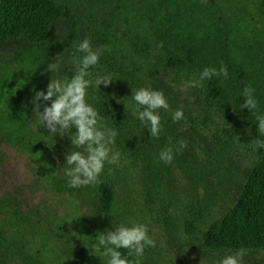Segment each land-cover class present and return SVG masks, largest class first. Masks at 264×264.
I'll return each instance as SVG.
<instances>
[{
    "label": "trees",
    "instance_id": "obj_1",
    "mask_svg": "<svg viewBox=\"0 0 264 264\" xmlns=\"http://www.w3.org/2000/svg\"><path fill=\"white\" fill-rule=\"evenodd\" d=\"M87 5L95 26L90 33L88 28L80 30L77 14L62 1L0 0V45L28 43L0 59V161L9 151L23 157L33 175L32 192L44 194L39 201L21 193L0 194V264H103L99 253L93 255L91 250L98 231H114L113 220L145 225L148 207L143 203L149 188L138 181L135 171L142 162L152 164L153 157L161 162L160 151L172 147L173 161L183 173L187 168L180 164L182 160L192 166L189 179L188 175L182 179L183 189H208L199 184L208 181L199 167L212 169L218 157L229 159L231 146L242 141L251 144L255 161L232 207L210 221L206 206L196 211L191 206L194 217H184V229L189 236L200 231L211 253L240 248L264 251V148L252 143L264 136H259L255 115L240 107L246 99L244 87L251 86L257 111L264 114V0H87ZM59 21L66 23L61 44L71 53V61L85 38L94 49L110 48L89 69L87 79L93 83L88 102L103 117L100 123L117 131L116 150L122 151L120 147L130 142L135 147L133 156L120 158L119 165L105 164L95 186H68L62 167L72 144L67 135L50 134L31 103L33 88L46 92L51 80L52 75L45 72L46 44ZM82 55L75 53V57ZM71 61L61 80L74 75L75 69L69 70ZM222 66L228 68L227 79L205 80L203 87L181 91L185 82L199 79L205 67ZM109 74L112 83L97 88L95 80ZM161 79L185 94L190 105L198 106L190 111H199V118L173 123L171 111L180 109V103L167 94L170 111H159L163 127L157 139L132 114L137 106L131 95L132 88H148ZM117 98L121 102L112 112ZM216 119L228 132L227 139L221 128L213 127ZM185 123L187 130L180 131ZM181 141L188 143L182 154L176 152ZM166 165L170 174L171 167ZM162 222L168 231L172 215L164 214ZM203 224L206 227L201 230ZM119 251L127 256L126 249ZM157 254L152 247L146 248L140 264H164Z\"/></svg>",
    "mask_w": 264,
    "mask_h": 264
},
{
    "label": "clouds",
    "instance_id": "obj_2",
    "mask_svg": "<svg viewBox=\"0 0 264 264\" xmlns=\"http://www.w3.org/2000/svg\"><path fill=\"white\" fill-rule=\"evenodd\" d=\"M110 51L107 46L93 48L90 39L85 38L78 43L74 49V59L71 61L75 69L71 79H52L47 85V91H36L33 88L34 96L31 103L34 105L33 112L38 115L39 123L49 130V133L61 137L67 135L72 148L66 154V163L62 167V173L70 188L95 186L100 183V176L105 164H116L120 162V152L114 148L117 131L104 127L100 122L97 109L88 102V89L92 81L87 79L91 75L89 69L97 66L101 55ZM75 53H82V56L75 57ZM62 64L61 54H57L54 62L48 63L45 72L58 73ZM228 68L222 66L220 69L205 67L199 79H192L184 83L181 91L187 88L203 87L205 80L223 77L228 78ZM113 81L111 75L101 76L95 80V86L100 88L101 84L109 86ZM251 86H245L242 96L246 99L241 103V109H248L255 115L259 136H264V114L257 111L258 101L254 96ZM131 98L137 107L132 114L149 130L150 136L159 138L162 131L161 109L170 111V105L163 91L141 87L132 88ZM44 101L45 103H41ZM50 102V103H47ZM121 102V101H118ZM126 110H127V105ZM41 109H43L41 111ZM173 123L185 120L183 109L171 111ZM187 124L180 129L186 131ZM252 143L256 148H264V140L253 139ZM188 148L186 141H181L176 147V152L183 153ZM174 152L172 147H165L159 153V161L165 164H172ZM111 171V169H109ZM115 230L105 229L98 231L96 242L91 250L92 254L99 253L103 264H140L145 249L156 247V240L149 235V229L141 223L131 225L116 224L113 220ZM119 249H126L127 256L122 255ZM247 250L240 248L229 250L222 259L214 264H244V257ZM136 257L130 260L129 257ZM200 264H205L204 258Z\"/></svg>",
    "mask_w": 264,
    "mask_h": 264
},
{
    "label": "rangeland",
    "instance_id": "obj_3",
    "mask_svg": "<svg viewBox=\"0 0 264 264\" xmlns=\"http://www.w3.org/2000/svg\"><path fill=\"white\" fill-rule=\"evenodd\" d=\"M68 4L77 14L83 31L88 28L93 32L95 30L94 18L90 15L87 8V0H59ZM66 23L59 21L55 23L49 34L46 48L48 52V63L54 62L57 54L62 56V64L58 73L49 72L52 79H61L65 75L67 66L71 61V53L62 46V41L65 39ZM28 43L24 40H18L11 43L0 45V59L6 58L16 48L27 47ZM165 80L154 81L148 87L153 90L163 91L164 95H172L177 98L180 103L179 108L183 109L185 120L190 117L198 116L199 111L191 112L190 109L198 108L196 104L190 105L185 94H179L177 88H171L165 85ZM96 91V96L98 91ZM118 98L115 104L111 106L112 112L116 109ZM194 106V107H193ZM222 122L216 119L213 127L221 128ZM221 135L226 139L229 137L228 132L225 133L221 128ZM190 131V135L192 136ZM195 136V134H194ZM195 138H197L195 136ZM201 144L202 139L197 140ZM194 145H196L194 143ZM234 151L229 159L218 157L213 162L212 169L201 166L200 171H206L208 181H200L199 184H205L208 189H203L204 186H199L195 190L183 189L182 179L188 175L191 176L192 166L186 164L182 160L180 163L183 167L186 166L187 173L181 171L176 160L172 164L166 165L171 167L170 174L165 169L164 162H158L153 157L151 163L148 161L142 162L141 168H136L138 181L143 185L148 186L149 196L145 198L143 204L147 205L145 210V225L149 229V235L156 240L155 249L164 264H200L204 258L205 264H214L224 257L227 252L211 253L207 251L201 240V233L198 231L196 235L189 236L184 229V217H194L193 211L190 207L193 206L195 211L197 209H208V214H211L210 221L219 217V215L232 207L236 196L238 195L246 176L255 161V153L249 141H242L237 147L231 146ZM120 158L124 159L133 156L135 147L131 142L120 147ZM231 153V152H230ZM177 156V155H175ZM185 157V156H183ZM203 160V159H202ZM148 164V165H147ZM154 165V166H153ZM185 168V169H186ZM189 173V174H188ZM194 173V170H193ZM195 174V173H194ZM196 179V178H194ZM33 175L28 170L23 157L16 155L9 151L7 156L0 161V194L11 192L14 194L21 193L27 199L39 201L43 199L42 192H32L31 182ZM147 188V189H148ZM187 189V188H186ZM150 209V210H149ZM172 215V227L166 231L162 222L164 214ZM200 228L205 229L206 225ZM244 264H264L263 250H248L244 257Z\"/></svg>",
    "mask_w": 264,
    "mask_h": 264
}]
</instances>
